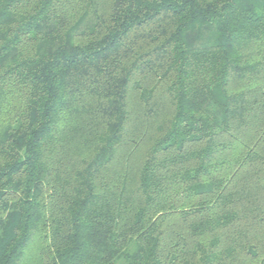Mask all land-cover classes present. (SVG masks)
<instances>
[{"label": "trees", "instance_id": "16d2710c", "mask_svg": "<svg viewBox=\"0 0 264 264\" xmlns=\"http://www.w3.org/2000/svg\"><path fill=\"white\" fill-rule=\"evenodd\" d=\"M0 264H264V0H0Z\"/></svg>", "mask_w": 264, "mask_h": 264}]
</instances>
